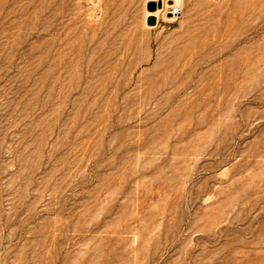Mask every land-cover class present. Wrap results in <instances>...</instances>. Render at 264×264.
<instances>
[{"label": "rangeland", "instance_id": "obj_1", "mask_svg": "<svg viewBox=\"0 0 264 264\" xmlns=\"http://www.w3.org/2000/svg\"><path fill=\"white\" fill-rule=\"evenodd\" d=\"M175 3L0 0V264H264V0Z\"/></svg>", "mask_w": 264, "mask_h": 264}, {"label": "water", "instance_id": "obj_2", "mask_svg": "<svg viewBox=\"0 0 264 264\" xmlns=\"http://www.w3.org/2000/svg\"><path fill=\"white\" fill-rule=\"evenodd\" d=\"M151 8L152 9H155L156 8L155 1L152 2ZM147 22H148V24H155L156 23V16H155V14L154 15H150Z\"/></svg>", "mask_w": 264, "mask_h": 264}, {"label": "bare ground", "instance_id": "obj_3", "mask_svg": "<svg viewBox=\"0 0 264 264\" xmlns=\"http://www.w3.org/2000/svg\"><path fill=\"white\" fill-rule=\"evenodd\" d=\"M176 6H177V9H179V7H180V3H179V0H176ZM174 6V5H173ZM165 8V7H164ZM161 10H163V8H159V9H157L154 13L156 14V15H159L160 14V12H161ZM175 12V11H174Z\"/></svg>", "mask_w": 264, "mask_h": 264}]
</instances>
